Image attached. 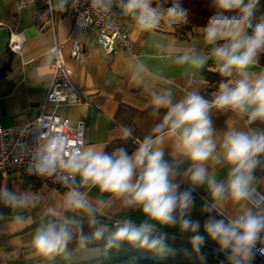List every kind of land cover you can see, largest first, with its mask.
Segmentation results:
<instances>
[{"label": "clouds", "instance_id": "1", "mask_svg": "<svg viewBox=\"0 0 264 264\" xmlns=\"http://www.w3.org/2000/svg\"><path fill=\"white\" fill-rule=\"evenodd\" d=\"M93 2L97 6L104 5L107 10L111 0ZM65 3L66 0H60L58 6L63 8ZM257 3L258 0H212L216 11L199 29L205 45L212 46L210 51L198 52L188 47L174 57V63L201 69L212 59L216 64L214 70L228 79L219 83L212 100L198 91H188L176 102L171 89L153 93L152 114L159 115L161 109L166 111L153 128V134L139 141L132 154L124 148L111 154L91 147L69 150L61 136L52 137L39 149L28 169L30 173L56 175L65 185L74 184L78 176L81 186L98 187L101 193L122 198L124 206L139 207L147 220L137 226L133 220L125 219L118 222L114 230L110 229L97 218L102 208L93 206L86 194L76 187H70L64 197L65 209L83 212L94 230L90 236H85L83 223L71 218L48 222L37 228L33 237L36 254L53 257L66 253L67 245L74 238L80 247L90 240L106 239V249H118L122 242H127L148 251L166 253L170 251L165 244L166 234L157 233V225H178L182 232L193 233V251L200 253L205 237L199 234V222L189 218L194 207L192 189L177 195L179 184L174 181L181 175L178 164L182 160L174 159L170 163L164 159L161 145L168 139L172 141L173 156L190 162L183 177L193 186H208L210 208L227 200L252 205L227 223L224 219L209 217L203 225L207 236L221 251L228 253L230 264H251L257 252L264 255V248H257L258 242L264 240V192L259 190L255 175L260 157L264 156V130L241 131L230 126L218 144L211 118V111L215 109L246 117L247 125L264 122V70L250 71L259 65L258 54L264 51V19L254 28L250 23ZM118 6L122 14L133 17L143 31L155 29L164 18L187 23L188 10L181 0H172L167 7L163 0L155 6L154 0H118ZM169 55H172L171 45ZM130 136L131 130L124 128L122 138ZM209 163L227 165V179L218 181L209 174ZM0 203L15 210L34 205L35 201L28 193L17 194L2 188ZM13 220L19 224L22 217L15 215Z\"/></svg>", "mask_w": 264, "mask_h": 264}, {"label": "crops", "instance_id": "2", "mask_svg": "<svg viewBox=\"0 0 264 264\" xmlns=\"http://www.w3.org/2000/svg\"><path fill=\"white\" fill-rule=\"evenodd\" d=\"M72 0H66L60 8V0H51L52 16L49 15L43 0H35L25 8L18 9L13 0H0V127L20 129L33 120L40 111V106L51 84V48L55 43L61 46L66 66L71 70V78L87 102L78 106H60L56 112L69 119L71 125L82 122L84 125V147H89L109 154L130 143L132 154L138 142L152 135L153 128L159 124L165 113L153 115L151 98L153 93L171 89L173 101L183 99L188 91H198L206 99L212 100L215 93L209 90V84L199 72L203 69L216 68L214 60L209 59L201 69H191L187 65H177L174 57L181 55L183 49L194 47L198 52H209L211 45H205L199 29L193 27L179 33L181 25L170 22L167 18L152 30L143 31L131 16L118 15V23L127 32L134 46L133 54L118 48L108 52L100 44L95 31H80L76 34L79 43V56L70 55L71 43L67 38L70 27ZM10 33L20 34L23 39L20 53H10L7 42ZM183 34V35H182ZM172 55H169V46ZM264 67L257 66L250 71L259 72ZM228 79V78H225ZM170 82V83H169ZM213 127L219 144L224 132L230 126L241 131L249 129L264 130V122L245 123L246 117H239L231 111H211ZM124 128L131 130V136L122 138ZM165 152L164 159L178 164L181 175L174 182L179 184L177 195L192 189L194 207L189 218L199 222V234L205 237L200 253L193 251L191 237L193 233L182 232L176 226H156L157 233L166 234L165 244L170 251L157 253L148 251L127 242L121 246L106 249L107 240H90L80 247L77 239L67 245L66 253L53 257L36 254L32 240L37 228L64 218L79 220L83 223L85 236L94 230L89 227L83 212L65 209L63 202L69 190L52 188L41 178L22 176L5 171L0 173V189L5 179L16 181L25 188L24 193L33 191L30 196L35 201L29 204V221L19 224L0 216V264H230L228 253H219V245L212 241L204 231V223L209 217L228 220L242 214L252 207L247 202L233 203L231 200L210 208L212 203L208 186L191 185L182 175L190 162L173 156L172 141L165 139L161 145ZM255 170L256 184L264 192V156ZM208 172L218 181L227 179V165H207ZM17 172V171H16ZM73 187L86 194L87 199L102 212L97 218L115 229L118 222L131 219L137 226L147 218L139 207L124 206L123 200L110 193H101L98 187L81 186L80 178H75ZM29 194V193H28ZM104 204L101 206L100 202ZM264 246V240L258 242ZM203 256V259L200 257ZM147 261H141V260ZM251 264H264L256 255Z\"/></svg>", "mask_w": 264, "mask_h": 264}, {"label": "built area", "instance_id": "3", "mask_svg": "<svg viewBox=\"0 0 264 264\" xmlns=\"http://www.w3.org/2000/svg\"><path fill=\"white\" fill-rule=\"evenodd\" d=\"M18 9L25 8L35 0H13ZM50 16L53 14L51 0H43ZM118 0H111L105 10L104 5H95L93 0H72L70 12V27L67 38L71 43L70 55L76 59L79 56V43L76 34L80 31H95L100 44L108 52L118 48L133 54L134 46L127 32L118 23L120 13ZM53 16L50 24H53ZM23 39L20 34L10 33L7 50L10 53H20ZM53 55L51 63V84L40 106L39 114L20 129H4L0 127V173L17 171L22 176L41 178L52 188L70 190L72 183L65 185L56 175L45 176L35 172L30 173L29 167L34 163L37 152L52 137L61 136L69 150L84 147V125L78 122L71 125L66 117H61L56 110L60 106H78L87 102L71 78V70L66 66L62 56L61 46L55 43L51 48ZM218 84L210 85L209 90L216 93ZM62 175V174H61ZM257 248L264 246L257 244ZM219 253H224L217 249ZM256 256L264 261V255Z\"/></svg>", "mask_w": 264, "mask_h": 264}, {"label": "trees", "instance_id": "4", "mask_svg": "<svg viewBox=\"0 0 264 264\" xmlns=\"http://www.w3.org/2000/svg\"><path fill=\"white\" fill-rule=\"evenodd\" d=\"M160 2V0H154L155 3ZM165 7L172 3V0H163ZM182 5L188 10V15L186 17L187 23L178 22L181 27L179 33H184L193 27H203L206 25L208 18L215 13L216 9L212 6V0H181ZM264 19V0H258L251 18V25L254 28L255 25ZM251 28L248 29L251 32ZM183 35V34H182ZM259 66L264 67V51L258 54ZM202 76L206 79L209 86L220 83L225 77H221L218 71L203 69L199 71ZM122 148L130 152L133 146L130 143H124ZM142 262L147 260H141Z\"/></svg>", "mask_w": 264, "mask_h": 264}, {"label": "rangeland", "instance_id": "5", "mask_svg": "<svg viewBox=\"0 0 264 264\" xmlns=\"http://www.w3.org/2000/svg\"><path fill=\"white\" fill-rule=\"evenodd\" d=\"M10 172L16 173L17 175H19V173L16 171H10ZM2 188H8L10 191L16 192L17 194L25 192V188L21 184H17L16 181L10 182L9 179L4 180L3 186L1 187V189ZM28 193L30 195V194H33L34 192L31 190V191H28ZM29 214H30L29 205L23 208L13 210L9 207H6L3 203H0V216L4 215L6 218H8V220L10 219V221L14 222L13 217L15 215H19L22 217L23 222H28Z\"/></svg>", "mask_w": 264, "mask_h": 264}]
</instances>
